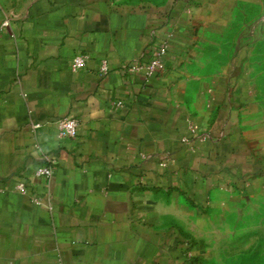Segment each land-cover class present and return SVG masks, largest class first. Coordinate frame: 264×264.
Instances as JSON below:
<instances>
[{"label":"crops","instance_id":"obj_1","mask_svg":"<svg viewBox=\"0 0 264 264\" xmlns=\"http://www.w3.org/2000/svg\"><path fill=\"white\" fill-rule=\"evenodd\" d=\"M203 2L0 0V264H229L200 208L262 172L194 39Z\"/></svg>","mask_w":264,"mask_h":264},{"label":"rangeland","instance_id":"obj_2","mask_svg":"<svg viewBox=\"0 0 264 264\" xmlns=\"http://www.w3.org/2000/svg\"><path fill=\"white\" fill-rule=\"evenodd\" d=\"M120 1L169 9L178 0ZM204 1L198 6L194 39L203 40L210 73L224 78L226 119L246 145L240 151L259 166L262 180L225 191L200 209L208 215L209 243L221 249L218 254L227 263L264 264V0Z\"/></svg>","mask_w":264,"mask_h":264},{"label":"built area","instance_id":"obj_3","mask_svg":"<svg viewBox=\"0 0 264 264\" xmlns=\"http://www.w3.org/2000/svg\"><path fill=\"white\" fill-rule=\"evenodd\" d=\"M168 51V42L166 39H162L160 43L156 46L154 49L152 57L146 61L143 64L140 65H133L132 68H143L145 69L147 75H151L158 69H160L163 66V59L166 56ZM88 56L84 53L76 54L72 60H71V70L77 71L84 67ZM108 71V64L105 60H103L99 67L100 74H106ZM56 129L58 131V135L60 137H74L77 134L78 130V120L73 116H65L62 118H59L55 121ZM39 124L36 123L33 125V127H38ZM52 174V169L49 165H43L41 167H38L35 171V175L37 177H49ZM18 189L21 192H24L25 186L23 183H20L18 185ZM183 249L185 254L188 257H191L190 252V245L188 243H183Z\"/></svg>","mask_w":264,"mask_h":264}]
</instances>
